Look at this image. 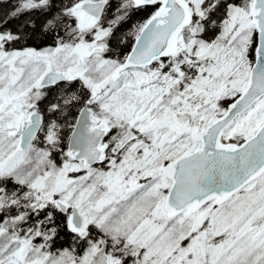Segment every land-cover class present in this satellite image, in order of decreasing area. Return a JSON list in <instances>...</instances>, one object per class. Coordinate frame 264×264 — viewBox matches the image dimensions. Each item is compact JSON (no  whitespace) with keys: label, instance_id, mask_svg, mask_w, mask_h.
<instances>
[{"label":"snow or ice","instance_id":"1","mask_svg":"<svg viewBox=\"0 0 264 264\" xmlns=\"http://www.w3.org/2000/svg\"><path fill=\"white\" fill-rule=\"evenodd\" d=\"M0 264H264V0H0Z\"/></svg>","mask_w":264,"mask_h":264}]
</instances>
